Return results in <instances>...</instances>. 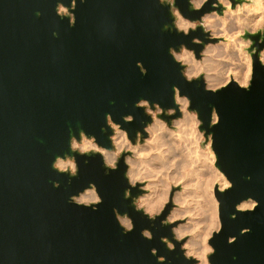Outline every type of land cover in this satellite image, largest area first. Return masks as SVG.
Segmentation results:
<instances>
[{"label":"water","instance_id":"obj_1","mask_svg":"<svg viewBox=\"0 0 264 264\" xmlns=\"http://www.w3.org/2000/svg\"><path fill=\"white\" fill-rule=\"evenodd\" d=\"M217 3L0 0V264H196L174 237L178 221L165 222L174 190L152 217L135 202L144 191L130 183L125 152L110 167L100 151L73 148L86 135L112 150L110 120L132 142L147 137L153 117L141 102L170 121L182 115L176 93L211 134L216 166L230 182L214 188L221 226L209 240L210 263L264 264V31L242 35L251 40L248 86L208 88L174 54L185 46L199 58L219 38L201 24L180 30L173 6L200 21L222 13ZM68 157L76 173L56 167ZM92 187L100 201L75 200ZM250 198L252 208H239Z\"/></svg>","mask_w":264,"mask_h":264},{"label":"bare ground","instance_id":"obj_2","mask_svg":"<svg viewBox=\"0 0 264 264\" xmlns=\"http://www.w3.org/2000/svg\"><path fill=\"white\" fill-rule=\"evenodd\" d=\"M206 1L195 0L193 4L200 7ZM254 2L253 5L236 3L233 7L232 0H218L219 4L227 7V10L224 11L225 16L217 11L207 13L203 17L205 25L212 30V34L222 36L224 39L219 44H208L203 51L206 57L205 60L210 61L209 64H206L207 61L203 59V62L208 66L206 69L213 71L212 76L207 75L210 76L206 81L208 88L217 89L231 80L237 81L240 85L248 84L252 74V57L245 51L248 41L237 38V35L250 26H252V30L258 28V25L262 23L264 0H254ZM193 25L194 22L181 16L176 21V26L186 31ZM179 57L189 62L186 70L189 76L201 73L205 69L194 58L193 52L190 50L184 49ZM220 58L222 60L219 61ZM260 59L264 63V54ZM176 102L179 104L180 109H184L188 104V99L176 93ZM196 120L195 114L185 113L183 118L174 122V128H171L168 123L162 120H155L148 127L152 134V140L144 145H138L139 147L133 146L137 156L138 154L139 156L145 154V157L141 156L142 158H139L138 156L135 159H130L128 175H130L133 182L137 179H151L149 184L150 188L152 187L151 192L140 197V207H144L148 213H158L162 209L168 199L169 189L173 184H184V190L174 197L183 207L173 210L169 215L173 219L189 213L196 218L193 219L192 224L179 225L175 228V232L179 237L192 232L191 238L184 245L187 248V253L199 259L197 264H209L207 251L210 249L206 244V240L220 224L217 220L218 200L214 196L213 189L216 184L222 189L228 186L230 182L216 166L214 150L208 147L209 161H204L196 155L194 144L197 142L200 133L197 132ZM216 120L217 116L214 115L213 122ZM112 127L115 128V123L112 124ZM125 132L117 131L115 134L114 142L117 150L112 151L98 147L88 139L80 147L82 150L89 148L99 150L105 162L113 164L118 159L119 152L132 147ZM56 165L62 168L69 165L74 167L73 162L70 160L64 161L62 158H58ZM98 198L94 189H87L77 199L79 202L90 203L97 201ZM255 204L256 201L250 198L244 200L239 208H252ZM120 221L126 227L131 226L129 219L120 218Z\"/></svg>","mask_w":264,"mask_h":264},{"label":"rangeland","instance_id":"obj_3","mask_svg":"<svg viewBox=\"0 0 264 264\" xmlns=\"http://www.w3.org/2000/svg\"><path fill=\"white\" fill-rule=\"evenodd\" d=\"M165 1H167V2H169V3H171L172 5H173V3H174V0H165ZM194 1L195 0H191V2H192V6L194 7V8H199V7H196L195 6V4H193L194 3ZM245 1H247V2H245ZM249 1V2H248ZM254 2V0H244V1H242L241 3H239V4H243V3H248V4H255V2ZM204 4V3H203ZM202 4V5H203ZM201 5V6H202ZM200 6V7H201ZM223 6V5H222ZM235 8H237V7H235ZM227 10V7H225V6H223V9H222V13H221V15H223L224 14V16H225V12L224 11H226ZM173 11H174V14H175V16H176V20H175V23H176V21H177V19L181 16V17H183V18H185L182 14H181V12L179 11V9L177 8V7H175V6H173ZM59 12L61 13V14H68V15H71L72 17H73V15H72V13H70V11L68 10V8H66V7H64V6H60L59 7ZM213 12H217L216 10L215 11H213ZM212 13V12H211ZM180 15V16H179ZM205 16V15H204ZM203 16V17H204ZM185 19H187V20H189V21H191V22H194V25L192 26V27H190L189 29H187V31L186 30H184V29H180V30H183V31H185V32H189V30L192 28V29H195L198 25H203L204 26V28H205V30H207V31H209L210 33H211V35H212V37H218L219 39H218V41L217 42H215V43H212V42H210V43H208L209 45L212 43V45L213 44H219V42H222L224 39H223V37L222 36H217V35H213L212 34V30L210 29V28H208L206 25H205V21H204V19L202 18V20H200V21H192V20H190V19H188V18H185ZM251 27L252 26H250V27H248V28H246L244 31H242L241 33H239L238 35H237V38H240L241 40H244V41H248V45L245 47V51H247V53L248 54H250L251 55V53L248 51V47L251 45V40L250 39H245V38H243L242 37V35L245 33V31H250V32H257V31H264V17H263V21H262V23L260 24V25H258V28L256 29V28H253V30L251 29ZM254 29H256V30H254ZM196 40V42H199V39H195ZM207 44V45H208ZM206 45V46H207ZM206 46H205V48H206ZM205 48L201 51V56L199 57V58H197L196 57V55H195V51L194 50H192V49H189V48H187V47H185V46H183L182 48H181V50L179 51V52H174V54H175V56H176V58L179 60V61H181L183 64H184V66H185V69H184V73H185V75L188 77V78H190V79H193V78H197V77H199V76H201V75H203L204 76V79H205V81H208L207 79H208V77H210V76H212V72L213 71H208V69H206V67H208L206 64H209L208 62H210V61H207V60H205L206 59V57H205V55H204V50H205ZM184 49H186V50H190V51H192L193 52V55H194V58L196 59V60H198L199 61V63H201V65L202 66H204L205 67V69L201 72V73H198V74H195V75H193V76H189V75H187V72H186V70H187V67H188V64H189V62L188 61H186V60H184L183 58H180L179 56H180V53L184 50ZM262 54H264V51L262 50V52H261V55H260V57L262 56ZM178 55V56H177ZM252 57V56H251ZM205 61H207L206 62V64H205V62H203L204 60ZM184 60V61H183ZM220 60H222L221 58L219 59V61ZM205 64V65H204ZM206 70H207V72H206ZM207 75H210V76H207ZM252 75V74H251ZM251 79V78H250ZM207 83V82H206ZM250 84V80H249V82H248V84L247 85H244V86H248ZM207 85V84H206ZM223 85H221V86H219L218 88H220V87H222ZM217 88V89H218ZM183 97H186V96H183ZM188 99V98H187ZM141 105H143V106H145L146 107V110H147V112L150 114V115H152V117H153V122L152 123H150L149 125H148V127L151 125V124H153L154 122H155V120H162V121H164L165 123H168V125L171 127V128H174L173 126H174V122L177 120V119H180V118H183V116H184V114L185 113H188V114H195L196 115V121H197V123H196V127H197V132L199 133V136H198V138H197V142L194 144V150H195V153H196V155H198L200 158H202V159H204V161H209V148L208 147H210L212 150H213V148H212V136H211V134H209V136L208 137H206L205 136V132L203 131V130H200V128H199V126H200V124H201V121H200V119L198 118V115H197V112L196 111H194V110H190L189 109V106H190V100L188 99V104H187V106L184 108V109H181V112H182V115L180 116V117H178V118H173V119H170V121H168L167 119H165V118H162L160 115H162L163 114V110L158 106V105H155V107H154V109H152L151 107H150V104L147 102V101H143V102H141ZM172 113H175V110H167L166 111V114H172ZM130 117H128V119H129ZM156 118V119H155ZM110 123L111 124H114L111 120H110ZM148 127L146 128V131L148 132V135H147V137H142L141 136V134H139L138 136H137V139H136V141L135 142H132L130 139H129V137H128V135H127V132H125V130H123V129H121L120 128V126L119 125H117V124H115V128H114V134H113V136H112V140H113V144H114V147H113V149H112V151H114V150H117V147H116V145H115V142H114V137H115V134H116V132L117 131H124L125 132V134H126V136H127V138H128V140L130 141V143H131V145H132V147L131 148H125V149H123L121 152H119V155H118V158L122 155V153L123 152H125L126 153V162H127V164H128V172H127V175L129 174V168H130V163H129V161H130V159H135V158H137L138 156H139V154H138V156H137V154H136V150H134L133 149V146H138V145H144V144H146L147 142H150L151 140H152V134H151V131H149V129H148ZM118 129V130H117ZM86 139H88V140H91L94 144H96L98 147H101V146H99L98 144H97V142L95 141V139L94 138H88L86 135H82V138H81V140H73V144H75V146H73V148L75 149V150H79V151H82V152H88V151H99V150H96L95 148H89V149H87V150H82L81 149V144H83L84 143V141L86 140ZM78 144V145H77ZM80 147V148H79ZM139 147V146H138ZM138 149V148H137ZM142 157L144 156L145 157V154L143 155H141ZM141 156H139V158L141 157ZM141 157V158H142ZM64 161H68V160H70L71 162H73L74 163V167L73 166H71L70 167V165L68 166V167H64V168H62V167H58V165H56V167H58L60 170H66V171H70L71 173H76L77 172V165H76V161H75V159L73 158V157H68V158H66V159H63ZM117 161H118V159H116V161L113 163V164H109V163H107V162H105L106 163V165H108V166H110V167H115L116 166V163H117ZM128 178H129V180H130V183L132 184V185H137V184H139V188H141V189H143V193L141 194V195H139L137 198H136V200H135V202H136V204H137V206L138 207H140V197H142L143 195H146V194H149L150 192H151V188H150V181H151V179H149V178H145V179H137L135 182H133V181H131L132 179L130 178V175H128ZM133 182V183H132ZM147 185V186H146ZM184 184L183 183H176V184H173V186L169 189V192H168V199L166 200V202L164 203L165 205H166V203H168V201H169V199H170V193L174 190V194H173V199H172V202H173V207H172V209H171V211H170V214L172 213V211L173 210H175V209H177V208H179V207H181L182 205L179 203V202H177L175 199H174V197H175V195L176 194H178L179 192H182L183 190H184ZM214 188H215V186H214ZM89 189H94L95 190V188L94 187H92V188H89ZM150 189V190H149ZM96 191V190H95ZM85 192V191H84ZM97 193V192H96ZM213 193H214V196H215V192H214V189H213ZM82 194V193H81ZM97 195H98V193H97ZM80 196V195H79ZM79 196H76L75 197V200L76 201H78L79 202V200L77 199ZM99 197V196H98ZM215 198H216V196H215ZM217 199V198H216ZM98 201H100V197L98 198V200L97 201H93V202H90V203H87V204H91V203H94V202H98ZM82 203H84V202H82ZM165 205H163V207H162V209L165 207ZM185 206V205H184ZM183 207V206H182ZM140 208H143L144 209V207H140ZM247 208H249V207H247ZM162 209L158 212V213H148V212H146V213H148L150 216H152V217H154L155 215H157V214H159V213H161V211H162ZM145 210V209H144ZM218 214H217V220H219V222H220V224H219V227L218 228H215L212 232H211V234L208 236V238H207V240H206V244H207V246H208V248L210 249V250H208L207 251V260H208V263L209 264H211L210 263V261H209V255L211 254V253H213V251H214V249H213V247H212V245L210 244V242H209V240H210V238L213 236V233L215 232V231H218L219 229H220V226H221V221H220V217H219V201H218ZM120 218H126V219H129L130 220V222H131V226L130 227H126L127 229H129V228H132V221H131V219L129 218V217H127V216H120ZM170 219V220H169ZM196 219L194 216H192L191 214H189V213H186V214H184V216H179V217H177V218H173V219H171L170 218V215H168V217H167V219L165 220V222H173V221H178V224L176 225V227L175 228H177L179 225H186V224H192L193 223V221ZM190 221H192V222H190ZM175 228H174V237L176 238V239H178V240H184V243L182 244V247L184 248V250H185V253H186V255L188 254L187 253V248H185V243L191 238V235H192V232H188V233H186V234H184L183 236H181V237H179V236H177V234H176V232H175ZM147 234L149 235L150 233H148L147 232ZM169 242V244H170V247H173L174 245H173V243L171 242V241H168ZM188 257H194V258H196L197 259V263L199 262V259L196 257V256H194V255H192V254H188L187 255ZM196 263V264H197Z\"/></svg>","mask_w":264,"mask_h":264}]
</instances>
